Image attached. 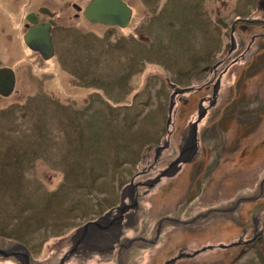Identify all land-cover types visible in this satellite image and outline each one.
Masks as SVG:
<instances>
[{
  "label": "rangeland",
  "instance_id": "obj_1",
  "mask_svg": "<svg viewBox=\"0 0 264 264\" xmlns=\"http://www.w3.org/2000/svg\"><path fill=\"white\" fill-rule=\"evenodd\" d=\"M70 1L0 0V65L12 67L18 78L10 96L0 95L1 239L26 246L37 262L51 256L48 261L59 263L66 257V237L80 221L97 207L116 203L130 174L152 164L149 175L160 172L141 199L135 229L157 240L138 243L135 264H151L152 258L163 264L182 257L183 249L190 256L184 261L223 260V252L235 247L223 245L245 236L244 229L249 234L254 221L264 243V54L257 62L264 36L247 49L249 33L264 34V28L244 34L239 50L247 49L246 59L214 80V88L205 84L212 75L204 73L217 68L226 46L231 44V52L244 33L232 30L230 37L218 18L239 11L235 3L250 0H128L139 13L136 21L145 17L146 25L122 30L124 39L119 28L60 34V60L44 61L24 41L27 16L46 7L62 12ZM249 9L243 11L252 14ZM195 71L199 77L193 85L178 84L195 91L186 95L192 99L184 104V96L180 104L175 98L169 122L172 97L164 81L189 82ZM127 83L130 92L124 93ZM195 122L193 160L180 162L178 174L162 175ZM237 203V211L227 212ZM174 218L181 223L169 221ZM255 251L250 247L241 264H261ZM15 261L0 257V264ZM98 261L95 256L86 264ZM67 264L79 262L74 258Z\"/></svg>",
  "mask_w": 264,
  "mask_h": 264
},
{
  "label": "flooded vegetation",
  "instance_id": "obj_2",
  "mask_svg": "<svg viewBox=\"0 0 264 264\" xmlns=\"http://www.w3.org/2000/svg\"><path fill=\"white\" fill-rule=\"evenodd\" d=\"M91 1L92 0H89L83 3L78 0H72L68 3V5L65 7V9L62 12L56 10H52L53 12H51L47 7L44 11H41L40 10L41 8H39L38 10H33L32 12H29V14L32 13V17L36 19V22H30L27 19L25 23V27L27 31L30 28H35V26L44 23L51 24L52 26L50 32H51V41L54 48L53 55L49 59H45L39 51L33 50V52H36L38 54L37 56L44 61H50L53 59H56L57 61L60 60V56H58L56 41L60 34L63 33L65 34L69 31H73L75 35L79 36L80 33L85 31L88 27L89 28L105 27L109 31L119 28L121 29L120 31L122 33V30L130 28L133 25H134V29H140L142 25H146L148 22V20H146L147 18L145 17L141 18L142 19L141 21H136V18L139 17V13L135 10L134 6H132L128 0H124V1L132 8V16L130 21L126 24V26H122L119 24L90 21L85 15V9ZM247 6L250 7L249 9L250 11H253L252 14L243 11V8ZM235 7H239L240 10L234 11L233 13H229L227 14V16L219 17L218 24L230 30V37L232 30H234V34H236L238 33L239 30L242 29L244 30V33L241 32V34L237 38V42L236 43L233 42V49L231 52H230L231 44L226 46L225 58L218 60L220 63L219 65H217V68L210 66L209 69L204 70V73L212 75L211 79L206 80L205 84L207 85V87L214 88V83L216 82V81L214 82V80H217V78L220 76L221 78H223V76L228 72L229 67L237 63L235 61H239V60L244 61L246 59V53H247L246 50L249 47H251L253 43L255 44L257 40L260 39V36H264L263 33L251 32L254 31L256 28H264V0H250L247 3L241 1L240 4L235 3ZM167 8L168 10H172V9L176 10V6L173 5H168ZM149 15L150 12H148L147 17ZM66 18L67 20H64ZM248 32H251L249 33L251 34V39H250L251 43L250 42L248 43L247 49L239 50L244 45L243 44V41L245 40L244 34H246V38H247V35H249ZM120 36L122 37V39L127 37L126 35H124V33H122ZM118 48L121 49L123 47L119 46ZM262 54L264 53L260 52L259 54H257V57H259L257 62H260V58L262 57ZM226 61L227 64L224 67H222L223 63H225ZM2 66L5 65H0V67ZM240 75H242V73ZM173 77L177 79L178 75ZM198 77H199V73L195 71L192 72L190 76V79L191 78L192 79L191 81L189 80V82L177 83L172 78L171 79L167 78L164 82L168 83V86L170 87V94L172 97L174 91L178 88V84L180 85V87H185V86L189 87V85L191 86L193 85V83H195L194 80L198 79ZM17 82H18V78L16 76V84ZM129 90H130V86L128 83L122 87V92L124 93H129L130 92ZM194 92L195 91L191 90V92L186 91V93H182L180 90H178L174 98H176V102L181 104L182 103L181 101L184 102V96H185L187 98L186 99L187 102H184V104H187L190 102L192 98H189L186 95L188 93L191 94ZM138 93H141V91H139ZM1 96L7 97L4 95ZM186 143H187V137L185 138L184 143L180 146L178 155H180L181 150L186 147ZM178 155L175 157V159L178 157ZM159 156L157 158L154 157V162L158 161ZM184 158H185L184 155L181 156V159ZM173 160L171 161L169 160L168 164L165 167L170 166ZM154 166L155 165L150 164L147 168H142V170L135 169L133 173L130 174L129 180L126 181L120 188L117 194L118 201L116 203L104 204L101 208L97 207L95 213H92L91 215L90 214L85 215V216L87 215L90 216H88V218L84 220H81L79 226L71 233V235L66 237L67 238L66 240H68L69 245L68 248L64 251V256L66 255L67 258V260L65 259L64 264H67V261H70L71 259L74 258L78 260L79 264H86L95 256L98 257L99 259L98 264H135L134 263L135 251L137 248L141 247L138 243H143V244L145 243L147 245H151L154 241L157 240V239L152 240L146 238L145 235V233L147 232L146 230L135 229L136 228L135 223L138 221L136 213L139 211L141 199L143 198V196L149 195V193L151 192L149 186L154 182L153 180L155 176L160 172L159 171L155 175H149L150 171ZM181 168L182 166L180 167V169ZM172 169H175V166L171 167L169 172H173ZM136 176H138L137 181H135ZM239 204L240 203H237L235 206L228 207L226 209L227 212L234 213L239 209ZM211 212H217V211L211 210L209 214ZM163 221L161 222V224L163 223ZM169 221L180 222V220L176 218H174L173 220L169 219ZM257 225H258L257 221H254L253 230H251L249 234L247 233V229H244L243 233L245 234V236H242L240 238L238 237V239L236 240L234 239L235 241L233 240L234 242H232L228 246L223 247V249H228V248H233V246H235L233 249H228L229 252L227 253L223 252V255H225V258L223 260L221 259H218V261L214 260V262H209L208 264L211 263L225 264L224 263L225 259L230 260L228 264H241L244 260L248 259L249 256L246 257V252L252 246L256 247L255 254H259V257L262 261L261 264H264V243L262 242L263 236H261L262 232L257 230L258 229ZM246 234L248 235L246 236ZM1 238L2 236L0 237V257L14 258L16 260L15 264H18V258H20V260L25 258L24 255L22 254V251H24V249L18 247V242L15 244H9L6 240H3ZM150 240H152V242H150ZM3 252L9 253L8 256L6 257L3 256L4 254ZM179 253L182 254V257H180L179 254L172 256L170 259L166 260L163 264H167V261L171 260L173 257L176 256L179 257H177L174 261H170L169 264H197L196 262L184 261L186 258L190 257L188 255L186 256L185 253H187V251H185L184 249L179 251ZM28 255H29L30 264H60V260L59 263L48 261L51 256H48L46 258V261L37 262L38 258H36L32 252L29 253L28 251ZM153 261H155V258H152V262ZM152 262L151 264H154Z\"/></svg>",
  "mask_w": 264,
  "mask_h": 264
},
{
  "label": "water",
  "instance_id": "obj_3",
  "mask_svg": "<svg viewBox=\"0 0 264 264\" xmlns=\"http://www.w3.org/2000/svg\"><path fill=\"white\" fill-rule=\"evenodd\" d=\"M46 8H41V11H44ZM85 15L90 21L94 22H103V23H111V24H119L122 26H126V24L130 21L132 16V8L124 1V0H92L88 6L85 9ZM27 19L30 22H36V19L32 17V13L27 16ZM51 24H40L38 26H35V28H30L25 36L24 40L28 47H30L32 50L39 51L45 59H49L53 53L54 48L51 41ZM16 87V73L15 70L12 67L9 66H3L0 67V94L4 96H10ZM220 87V81L217 82L215 85L214 92H218V89ZM178 90L181 92L190 91L191 88H177L171 98V104L169 108V122L172 118V114L174 111V105H175V98L174 96L177 94ZM205 110L202 111V114L200 115L199 119L203 117V114H205ZM168 122V124H169ZM197 140H198V125L197 122L193 123L190 128V136L187 138L186 147L183 148L180 152V157H178L174 163L170 164V166L167 168V170L162 171V175L170 174L169 170L171 167L176 166L178 164V167L175 169H172L173 172H171V175H174L178 172L180 167L182 166L180 162H188L190 161L196 151L198 150L197 146ZM169 144V141H166V143L162 146H159L157 148V155ZM185 156L184 159H181V156ZM170 175V176H171ZM160 178V176H158ZM21 248L25 250L22 254L24 255V259H22L23 264H30L29 262V255L27 250V247L24 245H19ZM225 246V245H223ZM213 245H209L204 247L202 250H205L207 248H212ZM200 251L197 250L193 254H197ZM4 253V252H3ZM9 253H4V256H8ZM65 258H63L60 262V264H64ZM175 259H171L167 261V264H169L170 261H174Z\"/></svg>",
  "mask_w": 264,
  "mask_h": 264
},
{
  "label": "bare ground",
  "instance_id": "obj_4",
  "mask_svg": "<svg viewBox=\"0 0 264 264\" xmlns=\"http://www.w3.org/2000/svg\"><path fill=\"white\" fill-rule=\"evenodd\" d=\"M171 176H173V175H171Z\"/></svg>",
  "mask_w": 264,
  "mask_h": 264
}]
</instances>
